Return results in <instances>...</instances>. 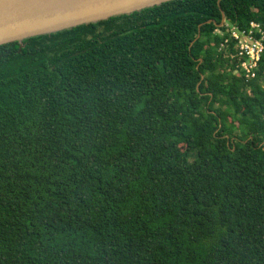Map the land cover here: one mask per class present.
<instances>
[{
  "label": "trees",
  "instance_id": "trees-1",
  "mask_svg": "<svg viewBox=\"0 0 264 264\" xmlns=\"http://www.w3.org/2000/svg\"><path fill=\"white\" fill-rule=\"evenodd\" d=\"M251 22L173 0L1 45L0 264H264V53L225 57Z\"/></svg>",
  "mask_w": 264,
  "mask_h": 264
},
{
  "label": "water",
  "instance_id": "water-1",
  "mask_svg": "<svg viewBox=\"0 0 264 264\" xmlns=\"http://www.w3.org/2000/svg\"><path fill=\"white\" fill-rule=\"evenodd\" d=\"M173 0H0V46L129 15ZM225 23L224 17L219 27Z\"/></svg>",
  "mask_w": 264,
  "mask_h": 264
},
{
  "label": "built area",
  "instance_id": "built-area-1",
  "mask_svg": "<svg viewBox=\"0 0 264 264\" xmlns=\"http://www.w3.org/2000/svg\"><path fill=\"white\" fill-rule=\"evenodd\" d=\"M225 27L229 33V39L235 43L234 53H228L225 56L236 62L232 73L239 75L245 81L254 79L264 53V31L255 22H251L245 30H238L229 24ZM227 42L228 40H225L224 44ZM224 44L221 48H224Z\"/></svg>",
  "mask_w": 264,
  "mask_h": 264
},
{
  "label": "rangeland",
  "instance_id": "rangeland-1",
  "mask_svg": "<svg viewBox=\"0 0 264 264\" xmlns=\"http://www.w3.org/2000/svg\"><path fill=\"white\" fill-rule=\"evenodd\" d=\"M216 33L217 34H220V32L219 31H216ZM228 54L227 53H225V56H227ZM181 148H183V147H181Z\"/></svg>",
  "mask_w": 264,
  "mask_h": 264
}]
</instances>
